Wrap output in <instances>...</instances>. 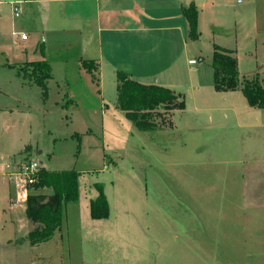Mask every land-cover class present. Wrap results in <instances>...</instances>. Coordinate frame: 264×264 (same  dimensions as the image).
Returning a JSON list of instances; mask_svg holds the SVG:
<instances>
[{
  "label": "rangeland",
  "instance_id": "374dc122",
  "mask_svg": "<svg viewBox=\"0 0 264 264\" xmlns=\"http://www.w3.org/2000/svg\"><path fill=\"white\" fill-rule=\"evenodd\" d=\"M15 1L0 0V242L8 248L11 240L28 235L26 204L15 205L18 190L6 173L20 172L32 162L48 172L75 170L80 173V202L67 206L62 231L53 240L22 248L17 255L0 249V264H264V251L230 248L249 238L238 224L235 236L222 235L221 215L232 207L240 216L264 213L246 205L248 187L235 181V159H244L249 143L259 151L260 143L245 136L235 150L233 111L247 117L244 95L241 90L217 92L211 65L215 47L236 51L245 75L241 81L261 68L264 85V0H216L224 8L221 23L213 16L218 10H198V39H191L189 27L188 48L179 61L182 72L175 88L166 86L184 93L187 107L173 113L174 128L153 131L138 130L117 107L114 69L104 66L102 83L96 84L75 60L78 51L60 48L56 35L45 37L43 49L38 34V48L31 49L28 27L38 30L42 21L26 14L13 19L10 4ZM153 26L159 30L146 36L162 40L177 33L163 29L165 23ZM212 26L232 31L226 36L214 33ZM23 34L30 39L23 40ZM48 57L52 79L44 96L19 69L26 61ZM210 107L218 108L211 113L213 123L208 113L197 110ZM252 109L255 120H264V109ZM218 120L227 125L213 128ZM249 153L248 158L256 155ZM97 185L103 186L110 216L95 221L85 203L99 195ZM40 190L34 192L50 191ZM239 222L244 225L243 219ZM256 222L263 228V220ZM192 238L205 248L197 249ZM228 255L238 262L223 257Z\"/></svg>",
  "mask_w": 264,
  "mask_h": 264
},
{
  "label": "crops",
  "instance_id": "0c3cea01",
  "mask_svg": "<svg viewBox=\"0 0 264 264\" xmlns=\"http://www.w3.org/2000/svg\"><path fill=\"white\" fill-rule=\"evenodd\" d=\"M215 1L216 0H19L11 2L10 5L12 8L15 5L19 6L22 14L29 16V20L40 18L42 21L40 28L38 26L36 27L38 30H35V26L32 24L28 27L33 43L31 49L38 48L40 43L39 40H37L38 34L43 37V41L45 42L41 46L43 49L44 47L47 48V46H45L47 42L45 37L48 38L49 35H56L58 40L54 41H58L59 45L63 46H60V48H70V50L76 49L78 51L75 60L79 67H81V61H95L98 63L97 74L99 75V85L102 83L103 67L108 66L111 67L112 70L114 69L116 78L117 72L123 70L127 72L132 79L141 84L175 88L177 81L175 77L179 78V74L182 72L183 68V62L181 61V63H179V61L182 58V52L188 48L186 40L189 23L183 14V9L190 7L191 4H195L201 14H205L208 9H211V11L214 10L213 13L218 10L213 16L217 23H221L218 19L224 11V8H218L219 5L217 6ZM21 5H23V8ZM20 17L21 16L15 17L14 10L12 9V18L19 19ZM157 23H165L168 28L163 29H168L173 33L175 31L177 33L174 34L175 36L171 37H169L170 35H164L166 39L162 40L153 36H146L145 33L159 30V28L153 26V24ZM222 27L224 28L212 26V29L214 33L216 31L229 36L232 30H227L225 28L226 26ZM62 34H68V36L65 38ZM158 45L159 47L161 46L160 50H158ZM226 47L229 46L227 45ZM24 50L28 54L29 51L27 49ZM25 51L23 53H25ZM233 53L238 59L240 72L241 58L237 56L236 51H233ZM151 58L153 60H151ZM42 60L48 61L52 73L50 58L48 57ZM35 61H26L25 63ZM64 64L68 66L67 62H64ZM260 69L261 68L253 73H259ZM251 74L247 76L251 77ZM243 76L245 75L240 72V77L242 78ZM173 91L181 93L176 90ZM99 93H101V91H99ZM181 94L185 95L184 93ZM244 100V106H247V109L244 110L247 117L241 119V115L236 113L235 109L233 111L235 114V150L237 151L239 149V144H243L246 138L258 141L260 146L259 151L254 152V149H251L249 143L246 149L248 152L244 150V159H235V181L239 180L241 186L244 185V187H248L245 197L248 201L246 205L250 207L251 204L253 208L264 210V142L262 141V138H264V133L262 132L264 130V120H255L253 117L254 113H252L253 109L248 105L245 97ZM70 101L76 102L73 99ZM217 109V107H210L203 109L198 108L197 110L206 114L208 113L206 116L210 117L211 123H213L214 117L211 113L217 112ZM225 118L227 122H230L227 115H225ZM211 125L213 124H210V128H212ZM225 125L227 124L224 122L220 123L218 120V124H215L213 128L223 127ZM245 136L247 137L245 138ZM247 153L256 155L248 158ZM7 168H9V166ZM6 176H8L9 181L15 182V178L12 176L11 172L6 173ZM14 186L16 188V184ZM16 190L18 189L16 188ZM34 191L41 190H32L31 188L28 196L30 194H52L51 189L48 193ZM233 195L235 196V190L233 191ZM26 199H20V192L18 190V200L15 205L22 202L26 204ZM92 200L94 199H90V202ZM90 202L85 203V206L91 204ZM246 213L247 214L243 213L242 216L235 215V207H232L228 213H223L221 215V225L225 227V232L222 235L227 234L235 236V225L238 224V227L241 228L237 227V229L240 232L244 230L245 233H249V238L243 239L240 242L241 245L238 243L230 244V248L233 250L264 251V213ZM251 214L255 215L252 216ZM241 219L244 221L243 226H241L239 222ZM259 220H263V228L256 227V221ZM27 222V237L11 240L8 245L10 247L8 248L5 243L0 242L1 250L10 248L9 250L12 252L11 255H17L22 248L29 247L32 250L34 247L39 248L47 243L31 244L29 241V234L35 228V225L28 217ZM60 231H62V228L59 229L57 233ZM192 239L195 244L199 245L197 249L205 248L204 242H198L195 238ZM222 245L225 247L224 243H222ZM234 255L223 257L237 263L238 261H235Z\"/></svg>",
  "mask_w": 264,
  "mask_h": 264
},
{
  "label": "trees",
  "instance_id": "16d2710c",
  "mask_svg": "<svg viewBox=\"0 0 264 264\" xmlns=\"http://www.w3.org/2000/svg\"><path fill=\"white\" fill-rule=\"evenodd\" d=\"M183 14L190 27L191 39H198V8L195 4L183 9ZM214 70V86L217 92H234L241 90L247 103L252 108L264 109V85L259 73L254 76L240 77L238 59L233 51L215 47L211 62ZM85 69L99 85L97 76L98 63L81 61ZM19 74L41 87L46 96L47 82L52 78L51 66L46 60L26 63L19 69ZM118 103L117 107L126 118L140 131H153L172 127L175 111L186 109V98L181 93L157 85H145L132 79L125 71L117 72ZM80 173L75 170L60 172L40 171L35 190L49 188L52 194H30L26 200V214L35 225L29 234L31 244L49 242L64 225L66 208L80 200ZM99 195L91 201L90 211L94 220L107 219L110 216V205L102 185H97ZM61 232V231H60Z\"/></svg>",
  "mask_w": 264,
  "mask_h": 264
},
{
  "label": "built area",
  "instance_id": "2783aa9c",
  "mask_svg": "<svg viewBox=\"0 0 264 264\" xmlns=\"http://www.w3.org/2000/svg\"><path fill=\"white\" fill-rule=\"evenodd\" d=\"M15 17L21 16L22 12L19 6H14L13 8ZM23 40H27L25 34L22 35ZM42 170L41 165L38 162H32L26 166L21 167L20 172L12 173L15 178L16 188L20 192V199L28 198V193L31 188H33L39 181V174ZM20 177V179H17ZM27 200V199H26Z\"/></svg>",
  "mask_w": 264,
  "mask_h": 264
}]
</instances>
